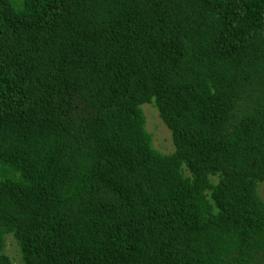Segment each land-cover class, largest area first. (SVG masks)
I'll return each mask as SVG.
<instances>
[{"label":"trees","instance_id":"obj_1","mask_svg":"<svg viewBox=\"0 0 264 264\" xmlns=\"http://www.w3.org/2000/svg\"><path fill=\"white\" fill-rule=\"evenodd\" d=\"M262 181L264 0H0V264H264Z\"/></svg>","mask_w":264,"mask_h":264},{"label":"rangeland","instance_id":"obj_2","mask_svg":"<svg viewBox=\"0 0 264 264\" xmlns=\"http://www.w3.org/2000/svg\"><path fill=\"white\" fill-rule=\"evenodd\" d=\"M141 110L145 118V129L150 132L152 137V145L164 152L172 151L169 130L158 117L155 107L152 104L144 103L141 105ZM256 191L260 198L264 201L263 181L257 184ZM4 252H6L11 257L12 264H21L16 245L13 243L11 237H6V245Z\"/></svg>","mask_w":264,"mask_h":264}]
</instances>
